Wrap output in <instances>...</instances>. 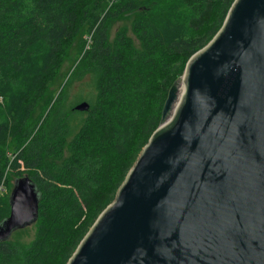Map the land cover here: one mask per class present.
I'll return each mask as SVG.
<instances>
[{
    "label": "trees",
    "instance_id": "trees-1",
    "mask_svg": "<svg viewBox=\"0 0 264 264\" xmlns=\"http://www.w3.org/2000/svg\"><path fill=\"white\" fill-rule=\"evenodd\" d=\"M233 2L0 0V223L10 215V175L27 173L41 194L33 236L20 238L26 228L1 242L0 264H67ZM77 37L88 41L81 67L48 98L65 45ZM84 77L92 89L79 102L90 107L79 112L66 101Z\"/></svg>",
    "mask_w": 264,
    "mask_h": 264
},
{
    "label": "water",
    "instance_id": "water-1",
    "mask_svg": "<svg viewBox=\"0 0 264 264\" xmlns=\"http://www.w3.org/2000/svg\"><path fill=\"white\" fill-rule=\"evenodd\" d=\"M181 79L177 110L67 264H264V0H234ZM40 200L15 179L0 243L36 224Z\"/></svg>",
    "mask_w": 264,
    "mask_h": 264
},
{
    "label": "rangeland",
    "instance_id": "rangeland-1",
    "mask_svg": "<svg viewBox=\"0 0 264 264\" xmlns=\"http://www.w3.org/2000/svg\"><path fill=\"white\" fill-rule=\"evenodd\" d=\"M130 24H131V21H130ZM83 39L81 37H77L76 39L68 42L65 45L63 55L61 56L59 68L54 73L52 78H50V80L48 81V88H47V94H46L48 98L56 99L59 96V94L62 93V91L66 88L67 82L72 80L75 74L78 73L81 67L82 57L88 47V41H86L85 43ZM88 82H89V78L84 77L80 81H77L73 84L72 88L69 89V93H68V98L66 101L67 106H68L67 108L75 107L79 103H81L79 102L80 101L79 98L82 95H86V93L92 89L91 86L87 84ZM177 84H178V90H179L177 102L175 103L172 113L170 114V116H168V118H166L163 124H166L167 122H169V120L172 118V115L177 110L178 102L181 100V97H182V93H181L182 79L181 78ZM38 112L40 113L41 111L39 110ZM23 176H28V175L27 173L24 172ZM15 179H17L15 176L10 175L8 186L4 187L5 193H7L8 196H10V193L13 189V184H14ZM28 231H29L28 234L27 233L23 234L20 237L22 240H29L28 237L33 236L35 232V224L28 227Z\"/></svg>",
    "mask_w": 264,
    "mask_h": 264
},
{
    "label": "bare ground",
    "instance_id": "bare-ground-1",
    "mask_svg": "<svg viewBox=\"0 0 264 264\" xmlns=\"http://www.w3.org/2000/svg\"><path fill=\"white\" fill-rule=\"evenodd\" d=\"M181 86H182L181 87V93H183V91H184V84H182Z\"/></svg>",
    "mask_w": 264,
    "mask_h": 264
}]
</instances>
